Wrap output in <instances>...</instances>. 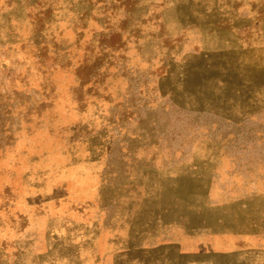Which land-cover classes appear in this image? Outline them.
<instances>
[{
  "label": "rangeland",
  "instance_id": "obj_1",
  "mask_svg": "<svg viewBox=\"0 0 264 264\" xmlns=\"http://www.w3.org/2000/svg\"><path fill=\"white\" fill-rule=\"evenodd\" d=\"M0 264H264V0H0Z\"/></svg>",
  "mask_w": 264,
  "mask_h": 264
},
{
  "label": "crops",
  "instance_id": "obj_2",
  "mask_svg": "<svg viewBox=\"0 0 264 264\" xmlns=\"http://www.w3.org/2000/svg\"><path fill=\"white\" fill-rule=\"evenodd\" d=\"M173 244H175V243L173 242Z\"/></svg>",
  "mask_w": 264,
  "mask_h": 264
}]
</instances>
